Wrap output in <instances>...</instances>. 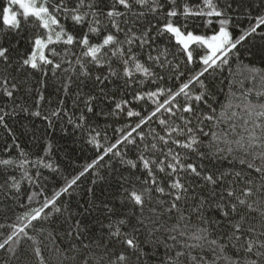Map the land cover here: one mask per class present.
<instances>
[{
    "label": "trees",
    "instance_id": "trees-1",
    "mask_svg": "<svg viewBox=\"0 0 264 264\" xmlns=\"http://www.w3.org/2000/svg\"><path fill=\"white\" fill-rule=\"evenodd\" d=\"M76 2L50 0L49 12L60 24L53 33L62 28L76 41L87 34L93 46L113 35L117 43L102 48L100 66L84 56L86 49L79 43L50 44L43 54L60 68L40 64V70H35L24 61L33 53L39 56L35 41L47 42L49 33L34 17L19 15L22 11L10 0H0V49H7L6 59H0V244H4L0 264H264V257L258 255L264 249L245 250L248 241L264 243V217L260 215L264 212V179L247 166L264 167V160L257 158L264 155V149L253 148L246 155L236 144L251 135L259 138L256 143L264 144V130L257 127L264 125V117L258 115L264 110V24L248 35L264 19V0H212L222 16L181 14L172 19L185 36L209 37L225 27L233 42L241 41L226 64L209 68L195 83L191 81L204 68L201 61L210 55L208 49L191 44L193 59L189 62L177 37L161 34V30L171 19L166 14L173 7L180 13L185 7L209 11L204 0H176L175 5L169 0H150L144 7L132 3L130 11L119 5L113 8L114 0H95L91 11L98 14L97 34L89 31L88 21L77 25L69 13L53 7L63 3L72 9ZM9 5L18 27L3 20ZM113 10L125 15L109 19L106 13ZM136 63L151 75L136 72ZM126 71L133 74L125 76ZM184 84H190L188 95L168 104ZM197 95L203 96L199 102ZM188 105L193 111L183 112ZM158 108L157 116L137 127ZM133 112L140 115H130ZM209 115L215 120L204 119ZM161 119L166 126L159 123ZM130 132L129 140L134 143L125 140L121 144ZM192 135L200 141L194 145L196 151L178 147ZM110 148L114 151L99 160ZM174 155L181 166H194L200 175L179 167L169 175ZM141 157L156 162L150 163L152 176L143 168ZM161 167L164 172L158 170ZM208 176L216 183H208L204 179ZM176 180L186 191L170 187ZM249 191L253 195L245 197ZM132 192L144 197L142 207L130 201ZM228 192L235 195L228 196ZM176 195L181 196L179 201ZM237 197L247 199L256 211L241 206ZM173 203L177 207L169 212ZM233 205L236 212L231 210ZM37 210L40 218L33 221ZM236 225L241 231L236 232ZM20 228L24 232L17 235ZM201 229L206 230L207 240L191 239ZM115 231L121 235H112ZM125 239H132L136 249L127 247ZM197 243L201 246L187 247ZM221 245H227L223 252ZM181 252L184 255H178ZM120 255L126 261L119 262Z\"/></svg>",
    "mask_w": 264,
    "mask_h": 264
},
{
    "label": "snow or ice",
    "instance_id": "snow-or-ice-1",
    "mask_svg": "<svg viewBox=\"0 0 264 264\" xmlns=\"http://www.w3.org/2000/svg\"><path fill=\"white\" fill-rule=\"evenodd\" d=\"M39 2L40 6L37 8L36 4ZM50 0H29L28 3H25L24 0H10V3L13 4H18L20 9H23L22 12L18 13L19 15L23 16L25 19H27L28 17H34L35 20L39 21V27H42L46 30H49V34L47 36V43H45L44 40H36L35 41V46L38 50H40V54L37 57L36 53H33V55L24 61L25 65L30 66L32 69L35 70H40V64L43 65H53V67L55 69H59L60 65L59 64H53V61L51 59H47L44 54H43V49H46L48 47V45L50 44H55V43H63L65 45H73L74 43H79L81 47L85 48L86 51L84 53V56L86 58H91V60L97 64V66L99 65V54L101 53L102 48L104 47H108L110 45H114L117 43L116 38L113 35H108L104 38L103 43L99 46H93L90 44V41L88 39L87 34L84 36V38L80 41H76L74 39V37L72 35L67 34L62 28L60 29L59 32L56 33L55 35V39L52 36V32L55 30V28H60V24H59V20L57 19L56 16H54L51 12H49V9L47 7V5L49 4ZM95 3V0H89V2L86 3V0H77L75 7L72 9H68L66 4H60V5H53L54 9L56 10H60L63 9L65 12L69 13L70 18L77 24V25H83L86 21L89 22L90 27H89V31L93 34H97L98 29L97 27H95V22L96 19L98 18V14L95 12H92L91 9L93 8ZM132 3L135 4H139L141 7L146 6L147 4L150 3V0H114L113 3V8H115L116 5L122 6L124 9H128L129 11L132 8ZM169 3L175 5L176 0H169ZM204 5L207 9H209V11H205L203 8L197 11H193L187 7H185L183 9V12L180 13L176 10L175 7L172 8V10L167 12V17L171 18L169 20V22L164 26V28L161 30V34L163 33H170L173 36L177 37V43L182 44L183 45V50L187 55V59L189 62H192L193 56H192V51H189V47L191 44H196V45H202L207 47L210 52L211 55H208L206 58H204L201 63L204 65V68L193 78V80L191 81V83H195L196 81L200 80V77L204 76L206 72L209 71V68H218L222 63L226 64L227 63V57L229 55L230 52L233 51V49H235L237 47V44L240 43L241 41H236L233 42L230 34L228 31H226L225 27H222L219 31L218 35H214L212 36L210 39H203L197 36H194L192 34H188L187 36H185L180 28L175 27L174 24L172 23V19H174L175 17H177L178 15H183L184 17H188V16H208V17H220L223 15V13L219 10H217L212 2V0H204ZM85 8L88 9L89 11L80 12V9ZM9 13L11 12V8H9L7 10ZM106 15L108 16L109 19H113V18H118L121 15H125V13L122 12H117V11H109L106 13ZM6 24L9 23V21L7 19H5L4 21ZM211 22V21H210ZM221 23H224L223 21H221ZM261 24H264V19H261L257 25L251 30V32L248 33V35H251L253 32H255L256 27H259ZM11 27H18V22L16 19V15H12L11 16ZM113 27L116 28V31L119 32L120 29L118 27V25L113 24ZM149 31H151V29H149ZM246 38V37H245ZM135 39H140V38H135ZM146 39V37H145ZM143 43V41H141ZM129 43H131V40L129 41ZM6 53H7V49H0V59H6ZM52 55H56V53L53 51L51 53ZM113 55H115V52H113ZM37 59L39 60V64L37 63ZM134 59V57H133ZM125 64H127V61H125ZM135 71L136 72H141L143 75L145 76H150L151 73H149V71L142 65L139 63L135 64ZM84 75H88L87 72L83 73ZM133 73L132 71H126L124 73L125 76H131ZM104 79H107V77H104ZM97 80H101L100 77H97ZM102 82V81H101ZM190 87V84H184L182 87H180L179 91H177L175 94H173L171 96V98L168 100V104H172V102L174 100L177 99V97L184 95L187 96L188 95V88ZM162 93H157L154 95H159ZM7 95L9 97H11L12 92L9 91L7 92ZM262 95H264V93H262ZM41 100H43V96L41 95L40 97ZM141 99H143V97H141ZM203 99L202 95H197L195 97V100L197 102L201 101ZM164 109L169 112L172 115H175L174 112H172V109L167 108V106H163ZM173 107H175V105H173ZM159 108L157 109V111H153L151 113V115H149L146 119H144L142 121L141 125H138L137 127L142 126L143 124H147L149 120H151L154 116H157L158 112H159ZM89 111H91V108H89ZM183 112H187V113H191L193 111V108L191 105H188L186 107H184L182 109ZM245 111H247L249 113V115H252V111L249 109H245ZM54 115L58 114V113H53ZM35 115H40L39 112L35 113ZM130 115L132 116H139V113L133 112L130 113ZM258 115L260 117H264V110L259 111ZM233 117L236 116L235 113L232 114ZM205 120L208 121H214L215 117L212 115L209 116H205L204 117ZM3 121V116H0V122ZM159 123L161 125H165L166 126V121L164 120H159ZM186 123H190V121H186ZM247 123V122H246ZM257 127H260L262 130H264V125H257ZM235 125L232 126V129H230L229 131L234 130ZM173 131L177 132V135H185L184 132H181L177 129H173ZM192 129L189 128L188 129V134L192 133ZM199 131L203 132V128L199 129ZM132 135V133H128L127 136L124 137L123 140L120 141V143H124L125 140H127L129 143H134L133 140H129V137ZM169 136L172 135L171 132L168 133ZM204 135H208V133H204ZM215 135V134H213ZM227 135V133L225 134ZM163 139V138H161ZM259 138L256 137L255 135H251L247 138V141L245 142L244 138L242 137L241 140L236 141V144L238 145V150L239 151H243L245 152V154H248V150L253 149V148H262L264 149V144H258L255 141H257ZM227 143V141H225ZM165 143H167V141H165ZM200 144V141L196 139V137L194 135H192L191 139L187 142V143H183V144H179L178 147H182L185 149H189L191 151H196L197 149L194 147V145H198ZM115 147H119V145H116ZM153 148L155 147V145L152 146ZM114 151V149H108L105 151L104 155L100 156L99 160H103L104 156L109 155L110 153H112ZM118 154V153H117ZM169 155H171V153H169ZM257 158L264 160V155H259ZM172 159L175 161L174 164H169L168 167L171 169V172L169 173V175H171L172 173L177 172V169L179 167L180 171H188L193 175L199 176L200 173L197 172L196 167L194 166H188L187 168H184L183 166L180 165V160L178 158V155H174L172 156ZM99 160L96 161V163H99ZM141 161L143 164V168L145 170L148 171L149 175L152 176V169L150 167V163L151 164H155V161H148L146 159H144L143 157H141ZM242 163L244 161H241ZM3 163H11V161H4ZM131 167L135 168L136 164L129 161L128 162ZM247 166L249 168H254V170L257 173L261 174L262 179H264V167H254L253 164L249 163L247 164ZM91 167H95V164L91 165ZM160 172H164L165 169L163 167L158 169ZM87 171V170H86ZM85 173H81V175H84ZM80 177H76L75 179H73L68 186L63 190L65 193L68 192V190L70 188H72L73 185L76 184L77 180H79ZM204 179L211 184H215L216 181L211 177H204ZM145 183H148V181H145ZM151 183L155 184L156 180L153 178L151 180ZM170 187L174 190L177 191H186V189H184V185L180 183L179 180H176L174 183H172L170 185ZM159 192L163 195L165 194L164 189L163 188H159L158 189ZM130 195V201L133 202L135 205L137 206H143L144 203V197L141 194H138L136 192H132L129 194ZM228 196H234L235 194L233 192H228L227 193ZM245 197H250L253 195V193L251 191L246 192ZM59 197H57L58 199ZM176 201H179L181 199L180 195H176L174 198ZM238 203L241 206H248L249 211H256L255 208H253L247 201V199H241L239 197H237ZM53 205L56 203L55 200H53L51 202ZM176 204L173 203L171 208L168 209L169 212H171L172 210L176 209ZM233 212H236V206L233 205L232 209ZM57 212L60 211L59 208L56 209ZM225 216L228 215L227 212L224 213ZM260 215L262 217H264V212H261ZM39 210H37V213L35 215L31 216V220H37L39 219ZM242 222H243V218H242ZM121 224L126 223V221H120ZM142 223V221H141ZM25 227H27V225H25ZM236 232L241 231L240 226L236 225ZM251 231V229H249ZM24 232V228H20L17 231V235H19V233ZM112 235L114 236H120L121 233L119 231H115L112 233ZM181 235H184L183 233H181ZM261 235H264V232L261 233ZM233 236L239 240L240 237L236 236V233H233ZM171 239H176L175 236L170 237ZM191 239L197 240V241H203V240H207V234H206V230L205 229H201L200 233L191 237ZM231 239V238H230ZM8 241H6L5 243H7ZM123 243H125L127 245V247L135 250L137 245L133 242L132 239H125L123 241ZM210 244L216 245L219 242L218 241H209ZM200 243H197L195 245H187V247H200ZM4 247V244H0V249H2ZM85 247H88L87 245H85ZM227 247V245H221L220 249L221 252H223V249ZM264 249V243H260L257 244L255 241H248L246 242V251L248 253H254V249ZM213 251H215V248H213ZM178 255L182 256L184 255L183 252L179 253ZM259 257H264V251L259 252ZM127 257L124 255H120L118 260L119 262H124L126 261ZM195 259V258H193ZM224 259L227 261L228 258L224 257ZM85 264H87V261H85ZM113 264H116V262H113ZM229 264H231V262H229ZM252 264H256L255 261L252 262Z\"/></svg>",
    "mask_w": 264,
    "mask_h": 264
},
{
    "label": "rangeland",
    "instance_id": "rangeland-1",
    "mask_svg": "<svg viewBox=\"0 0 264 264\" xmlns=\"http://www.w3.org/2000/svg\"><path fill=\"white\" fill-rule=\"evenodd\" d=\"M24 2L25 3H28L29 2V0H24ZM18 8H19V6H18V4H15ZM40 6V4H39V2L36 4V7L38 8ZM10 8V5L9 6H7V8L5 9V11H4V14H3V20L5 21V19H7L8 21H9V23H7V25H10L11 24V16L12 15H15L12 11L9 13L7 10ZM20 9V8H19ZM21 11H23V9H20ZM226 29V31H228L227 30V28H225ZM220 31V30H219ZM47 32L49 33V30H47ZM52 34V36L54 37V33L52 32L51 33ZM219 34V32L217 33V34H215V35H218ZM212 36H214V35H212ZM212 36H209V37H202L203 39H210ZM45 41V40H44ZM45 43H47L46 41H45ZM207 48V47H206ZM208 49V48H207ZM35 50L37 51V52H40V50H38L37 48H36V46H35ZM42 51H44V49L42 50ZM208 52H209V54L211 55V52H210V50L208 49Z\"/></svg>",
    "mask_w": 264,
    "mask_h": 264
}]
</instances>
